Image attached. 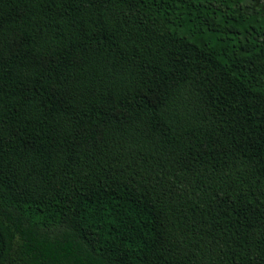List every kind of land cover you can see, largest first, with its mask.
I'll list each match as a JSON object with an SVG mask.
<instances>
[{
    "label": "trees",
    "instance_id": "1",
    "mask_svg": "<svg viewBox=\"0 0 264 264\" xmlns=\"http://www.w3.org/2000/svg\"><path fill=\"white\" fill-rule=\"evenodd\" d=\"M0 264H264V0H0Z\"/></svg>",
    "mask_w": 264,
    "mask_h": 264
}]
</instances>
